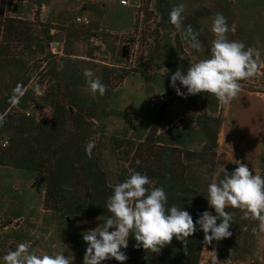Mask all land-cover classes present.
<instances>
[{"label":"rangeland","instance_id":"obj_1","mask_svg":"<svg viewBox=\"0 0 264 264\" xmlns=\"http://www.w3.org/2000/svg\"><path fill=\"white\" fill-rule=\"evenodd\" d=\"M128 1V6H122L119 0L113 4H108L106 0H43L41 8L25 1L15 2L8 12L15 18H37L50 23L55 36L53 42L60 45V54L51 50L52 54L60 58L70 55L79 76L85 77V70L90 69L94 73L93 78L99 77L103 66L133 69L129 75L136 76L128 81L125 89L122 88L124 82L116 90L107 89L100 96L92 93L88 84L84 88L85 94L104 111L98 122L105 128L107 138L139 142L152 127L157 126L158 135L166 141L175 142L177 134H182L179 139L185 146L199 149L203 138L196 124L197 118L208 115L222 119L224 104L208 93L189 95L187 98L178 96L171 87V76L178 69L186 72L191 64L210 56L211 41L214 39L211 24L217 13L226 17L229 29H235L228 33L230 40L241 41L246 49L250 47L260 53L257 75L241 81L240 91L254 97L264 96V0ZM181 3L185 6V26L190 23L188 16L199 13L197 22L204 39L200 40L202 50L199 52L191 49L182 33L176 32L174 26L164 20L163 12ZM78 17H87L90 23L83 25L77 22ZM96 25L97 37L86 33L87 30L93 33ZM72 29L77 31L76 34L72 33ZM63 69L60 67L65 75L71 73ZM40 77L35 76L30 83L29 89L35 91V104L29 103L26 113L30 112V118L38 122H47L52 118L53 111L48 106H41L46 82L40 83ZM87 79L85 77L86 83ZM177 87L182 92L187 91L179 81ZM161 94L167 95L168 101L153 105L154 99ZM138 102H141L140 113L135 110ZM163 121L165 123L161 126ZM169 131L173 134H167ZM9 140L5 137L2 144L8 142V147ZM105 146L108 149L103 151V167L114 174L120 168L110 151L109 142ZM2 148L5 147L2 145ZM259 163L257 174L264 168V149ZM44 187L43 179L35 173L0 166V264H4L3 256L7 252L15 250L19 243L29 241L37 254L64 252L65 256L74 255L73 264H83L87 244L82 233L95 229L105 219L86 216L65 219L45 210ZM203 250L205 254L212 255V261L207 258L206 264H264V231L258 232L253 253L244 259L219 258L207 245ZM102 264L121 262L113 258Z\"/></svg>","mask_w":264,"mask_h":264},{"label":"trees","instance_id":"obj_2","mask_svg":"<svg viewBox=\"0 0 264 264\" xmlns=\"http://www.w3.org/2000/svg\"><path fill=\"white\" fill-rule=\"evenodd\" d=\"M25 1L39 8L43 5V0H0V116L5 120L0 126V166L26 170L42 178L44 209L65 219L84 216L106 219L110 215L106 209L107 198L114 185L128 177L129 168L154 180L155 187H163L168 206L188 211L194 222L204 211L216 215L208 204V185L219 182L225 170L230 173L237 167L218 151L220 117L202 115L197 118L203 138L199 149L185 146L179 139L182 134L175 133V142L166 141L158 135L157 126L139 142L107 138L105 128L98 122L104 111L85 94V77L78 75L70 55L60 58L51 52L55 39L52 25L37 18L23 20L9 15L15 2ZM169 13V9L163 12L164 20L173 27ZM197 17L199 13L188 16V25L200 32L199 40H204ZM96 30L97 25L93 33L88 30L86 33L97 37ZM60 67L71 73L65 75ZM132 71L103 66L99 78L107 89L114 91ZM35 76H41L40 83L46 82L41 106L53 111L47 122H38L26 115L29 103L35 104V91L29 89ZM171 132L167 134H173ZM5 137L10 139L9 146L2 148ZM89 142L95 144L91 157L85 151ZM107 142L120 168L114 174L103 167ZM260 175L264 176V168ZM226 211L233 214L229 229L232 236L213 241L207 247L222 259H244L255 249L259 222L242 219L240 209L229 206ZM254 227L258 229L256 233L252 231ZM135 244L134 236L130 235L125 251L128 259L124 264H200L206 245L202 230L188 238L186 254L183 244L175 238L159 254L145 252L143 248L134 247Z\"/></svg>","mask_w":264,"mask_h":264},{"label":"clouds","instance_id":"obj_3","mask_svg":"<svg viewBox=\"0 0 264 264\" xmlns=\"http://www.w3.org/2000/svg\"><path fill=\"white\" fill-rule=\"evenodd\" d=\"M184 12V4L173 6L169 21L176 32L182 33L190 48L199 52L202 50L198 39L200 32L194 31L190 24L184 25ZM229 31L234 32L235 29H229L226 17L217 13L211 24L214 39L210 56L191 64L186 72L178 69L171 76V87L178 96L187 98L208 93L220 103L227 104L237 97L241 81L257 75L259 51L250 47L246 49L241 41L230 40ZM84 75L92 93L100 96L106 93L107 86L99 77L93 78L94 73L90 69H86ZM177 81L186 92L177 87ZM4 122V117L0 116V126ZM94 146V142L86 145L89 157ZM155 183L147 175L129 168L128 177L114 185L107 198L106 209L110 215L95 229L82 233L87 244L83 264H102L113 258L124 264L128 256L122 249L128 248L130 235L136 241L134 247L155 254L161 253L173 238L183 244L186 254L188 238L199 230L203 231L206 245L229 238L233 222V214L226 211L229 206L240 209L242 219L258 221L259 231H264V176L253 174L245 163H238L230 173L225 170L219 182L208 185V204L216 215L204 211L195 222L188 211L175 205L169 207L165 189L155 187ZM218 220L221 221L219 224ZM258 229L254 227L253 233ZM74 259V255L65 256L64 252L37 254L30 241L19 243L15 250L3 256L4 264H73Z\"/></svg>","mask_w":264,"mask_h":264},{"label":"crops","instance_id":"obj_4","mask_svg":"<svg viewBox=\"0 0 264 264\" xmlns=\"http://www.w3.org/2000/svg\"><path fill=\"white\" fill-rule=\"evenodd\" d=\"M119 1L121 4L122 0ZM106 2L113 4L117 0H106ZM128 5L127 0V4L122 6ZM134 76L136 75H129L122 88H127L128 81ZM140 103L136 104L137 113L141 111ZM221 118L218 134L219 153L225 154L227 159L235 165L247 164L253 174H257L256 168H259L264 149V96L254 97L240 91L236 98L224 104ZM164 123L163 121L161 126ZM211 256L210 253L205 254L203 250L200 263L206 264L207 258L212 261Z\"/></svg>","mask_w":264,"mask_h":264},{"label":"built area","instance_id":"obj_5","mask_svg":"<svg viewBox=\"0 0 264 264\" xmlns=\"http://www.w3.org/2000/svg\"><path fill=\"white\" fill-rule=\"evenodd\" d=\"M121 4L122 5H126L127 4V0H122ZM77 22H79V23H81L83 25H88L90 23L89 19L87 17H78L77 18ZM59 47H60V45H58V43H54V42L51 43V50L53 51V53L58 52L59 51ZM55 54H60V53L58 52V53H55ZM167 101H168V96L165 95V94H161L157 99H154L153 105H155L157 103L158 104H163V103H165ZM26 115L28 117H30L31 114H30V112H27ZM2 145L4 147H6L8 145V142H4Z\"/></svg>","mask_w":264,"mask_h":264}]
</instances>
